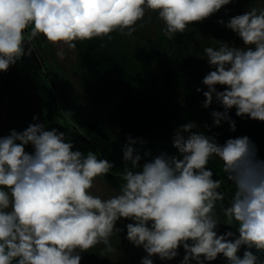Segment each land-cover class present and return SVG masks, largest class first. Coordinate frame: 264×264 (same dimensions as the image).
I'll return each mask as SVG.
<instances>
[{
	"label": "clouds",
	"instance_id": "1",
	"mask_svg": "<svg viewBox=\"0 0 264 264\" xmlns=\"http://www.w3.org/2000/svg\"><path fill=\"white\" fill-rule=\"evenodd\" d=\"M232 2L0 0V72L30 55L28 45L40 36L58 45L63 58L64 47L75 50L76 42L111 41L112 33L131 37L151 11L171 40ZM218 23L244 47L224 42L205 47L202 57L214 70L203 78L207 91H196L203 92L205 109L214 100L224 109L211 112L213 126L227 122L235 131L229 115L233 108L237 117L264 122V7ZM218 85L224 90L218 91ZM196 127L188 122L175 130L172 145L178 156L161 152L143 165L135 146L142 148L145 141L129 136L122 148L123 183L108 198L92 190L98 177L111 173L112 162L92 151L73 150L64 132L41 122L22 132L10 130L0 137V264H81V253L98 245L104 246V255L114 253L111 238L123 231L117 227L121 220L133 221L126 225V239L147 253L141 264H153V257L172 260L181 246V264H205L218 256L228 264H264V162L256 156V145L247 136L219 144L214 135L193 131ZM213 157L223 162L234 186L228 206L222 181L214 180L207 167ZM221 223L235 232L218 234Z\"/></svg>",
	"mask_w": 264,
	"mask_h": 264
},
{
	"label": "trees",
	"instance_id": "2",
	"mask_svg": "<svg viewBox=\"0 0 264 264\" xmlns=\"http://www.w3.org/2000/svg\"><path fill=\"white\" fill-rule=\"evenodd\" d=\"M235 2L238 5L240 4V0H235ZM242 5L240 4L238 8L245 6L251 9L252 7H257V1L243 0ZM234 15L236 14H233L232 17ZM220 20L226 22L222 8L216 14L203 20V23L196 22L193 24L215 27ZM151 23L150 20H146L144 27H138L131 37L112 33L113 38L111 41L105 37L103 39L94 38L76 42V56L72 65L73 75L70 77L64 76V80H66L67 86L74 90V78H78L84 96L81 97L80 93H75V90L70 89L74 94L73 103L83 112V118H88L93 124L92 127L95 128L92 130L91 127H87L84 130L81 127L80 133L83 131L87 137L98 134L96 137V141H98L100 130L104 129L101 121L94 119L89 112L86 113L84 111L83 99L97 105L103 103L114 92L118 94L119 101L110 114V122L121 126L128 137L141 139L152 134L163 135L173 127L178 128L186 124L190 117L189 112L184 111L186 102L189 101L187 96L191 87L189 72L193 71L196 64H198L196 71L198 74L200 68L199 57L196 56L195 50H185L186 47H190L191 40L184 34H177L176 37L169 40L163 34V22L155 21L153 22L154 24ZM149 24L151 25L150 28ZM219 25L221 26L220 23ZM145 28H148V30L146 31ZM147 33H151V36L149 37ZM229 34L230 32L227 31L221 36L220 31L214 38H208L207 40L205 34L203 38L208 42L215 39L220 42L221 37H228ZM139 37L141 41L138 42ZM41 44L51 59L56 61L52 44L46 42V40L42 41ZM203 44V48H218L214 41L211 43L213 46ZM203 61H205L204 57ZM56 67L59 68V64ZM52 78L54 79V76ZM66 92L68 93V90ZM48 100L51 116H54L56 114L52 111V105L54 104L53 106L55 107L56 103L51 102L49 98ZM66 112L69 115L72 114V111L68 108ZM233 115L239 122L248 124L251 120L247 116L237 117L235 108ZM199 118L205 119L201 116ZM56 119L62 124L59 117ZM205 123L208 124L209 122L205 119ZM30 124H26L24 130ZM9 133H5L4 136L9 135ZM116 136L118 135H112L113 138ZM77 137L80 138V135H77ZM73 139L79 144L78 146L81 149H85L83 143L77 141L75 136H73ZM82 141L84 142V140ZM117 141H119L118 137ZM117 141L114 139L107 146L109 151L108 160L114 164V168L105 177H98L115 189H119L123 183L120 176L125 167L123 152L122 150L118 151L116 148L118 145ZM123 142L126 143L125 141ZM159 144L160 142L145 143L142 148L139 144L136 145L138 146L137 148L141 149L139 153L142 156L141 165L146 160L159 155V149L168 148ZM33 150L31 145L26 146L27 152L32 153ZM143 150L150 151L151 156L144 157ZM182 255L184 256L185 252ZM91 257L97 264H112L110 263L112 258H109L108 255L102 257V255L94 253Z\"/></svg>",
	"mask_w": 264,
	"mask_h": 264
},
{
	"label": "rangeland",
	"instance_id": "3",
	"mask_svg": "<svg viewBox=\"0 0 264 264\" xmlns=\"http://www.w3.org/2000/svg\"><path fill=\"white\" fill-rule=\"evenodd\" d=\"M257 1V8L264 7V0H256ZM235 3V4H234ZM243 0H240V4L242 5ZM240 4H236L235 0H233L232 3L229 5H226L222 8L224 18L226 20L225 24L227 23L228 19L232 17L233 14L240 15L243 14L245 11L250 10L248 7H241ZM243 6V5H242ZM157 13L154 12H147L144 18V21L150 20L153 22H162L157 18ZM234 15V16H236ZM203 23V21L201 22ZM163 24V23H162ZM221 26H223L221 28ZM219 23L216 24V26L208 27L201 24H192L188 26V29L185 33H183L187 38L191 40L190 42V48L189 46L186 47V51H196V56L199 57V71L197 74V68L198 64L194 67V70L189 72V76L191 79V87L190 92L188 94V100L186 102V106L184 107L185 112H189L190 117L188 118L187 122H194L197 127L193 129V131H199L204 132L205 135H214L216 137V140L219 144H224L226 140L229 138H237L242 136H247L250 138L251 141H253L256 145V156L258 160L264 162V122L258 121V120H250V122L247 124L245 122H239L237 119H235L233 115V109L229 111V115L232 120L235 121L236 130L231 131L230 125L227 122H222L220 126H213V118L211 116L212 111H223V107L213 101V103L209 106V108L205 109L203 107V102L205 100V97L203 96V92H197V88L203 89V91H207L206 86L203 85L202 81L203 78L212 70H214L207 62V58H205V61H203V43L212 45V41L215 42V45L219 47L220 43L224 42L229 44L233 47H244L243 41L230 29L224 27V25ZM151 25L149 24V28ZM224 28V29H223ZM145 30L147 31L148 28ZM221 31V36H223V33H226L227 31L230 32L228 37H221L220 42H218L216 39L212 40L211 42H208V38H214L215 35H218ZM182 34V35H183ZM206 35L207 40H204V36ZM147 35L150 37L151 33H147ZM138 37V35H137ZM216 38V37H215ZM35 41V40H34ZM32 41V42H34ZM37 44H33V47L31 48L32 53L35 55L36 59L40 60L43 64V68L45 72L47 71V67L44 65V61L40 56V53H43L44 58L49 63L48 68L54 75L55 81L51 82V85L53 87V90H51L49 99L51 102L56 103L55 107L52 105V111H54V117L60 118L62 121L63 126L66 128V130L70 133V135L73 137L75 136L77 141H80L83 143L85 149L80 148V151L82 153L87 154L88 151H92L99 154V157L101 159H107L108 160V154L109 151L107 149L108 144L116 139L117 137L119 139L117 150L121 151L124 142L127 143L128 135L126 134L125 130L117 125L112 124L110 122V114L112 110L116 107L119 96L116 92L112 93L109 98H106L103 103L94 105L89 102V100L84 101L83 99V107L84 111L89 114H91L94 119L101 121L104 125V129L99 133V140L96 141V137L92 135L90 137L86 136V133L82 131L80 133L81 127L83 129L87 127H91L92 130L93 124L89 121L88 118H83V112L77 108V106L73 103L74 102V94L73 91L75 90V93H80V96L83 97L84 93L81 91V86L79 84L78 78H74V84L73 88H69L67 86L66 80H64V76H72V65L75 60L76 56V50H68L65 46L63 49V58H61L58 55V52L60 51V48L58 45H53V51H54V67H52V59L50 55L45 51L44 46L41 44L42 41H45V38L43 36H40L37 38ZM141 41V38H138V42ZM144 45V44H141ZM213 46V45H212ZM194 48V49H193ZM190 49V50H189ZM56 62V64H55ZM59 64V68L56 67V65ZM49 71V72H50ZM71 82V81H70ZM73 90V91H70ZM68 90V93L66 92ZM218 91H223L222 86H217ZM48 95V94H47ZM39 97L35 93L34 86L32 85V82L27 79L25 76L19 75V73L16 72L15 69L9 68L7 72H0V137H3L5 133L10 132V130L15 129L18 132H22L25 128L26 124H32L36 122H41L45 124L44 118L42 117V109L39 102ZM190 103V104H189ZM70 109L72 111V114L69 115L66 110ZM69 115V116H68ZM36 116L38 120L34 121L33 117ZM203 117L209 122L207 125L209 128H205V119L199 118ZM79 125V126H77ZM47 127V126H46ZM103 128V127H102ZM48 130H51L49 127H47ZM84 129V130H85ZM109 129V130H108ZM177 128L173 127L170 129L167 133L160 135V134H152L150 136L142 137L141 139L145 141V143H156L160 142V146L164 145L168 148L166 149H159L158 154L161 152L167 153L168 155H179L178 150L175 149L172 145V139L175 133V130ZM110 133V134H109ZM77 135H80V138L77 137ZM115 135H118L116 137H112ZM84 140V142L82 140ZM123 141H122V140ZM86 141V142H85ZM90 142V144H88ZM138 145V144H137ZM94 147V148H93ZM138 147V146H135ZM73 150H76L75 148ZM145 151V150H143ZM210 170L213 171V179L214 180H221L222 186L221 191L225 193V206L227 205V200L234 191V186L232 185V182L227 179L226 174L223 171V162L219 160L217 157H213L212 160L209 162L207 166ZM119 189H115L113 186H110L109 184L105 183L102 179L97 178L95 181V186L93 188V194L99 195L102 198H108L110 196L115 195L118 192ZM217 212L219 214V218L221 222H223L224 217L223 214L220 212L219 206H217ZM133 221L130 220H121L117 222V227L122 228L123 231L120 232L118 235H114L111 238V243L113 247L117 249L116 252L107 254L109 258L111 257L112 260L110 263L112 264H141L142 258L147 255V253L144 251L142 247H136L132 243H130L126 239L127 230L126 225L128 223H132ZM231 229L233 232H235L234 227L227 226L223 223H221L218 226V234H224L226 231ZM238 235V233H237ZM104 246L98 245L95 248L90 249L88 252L81 253V264H97L92 259V254H99L104 255L103 252ZM245 251V248H241L238 255L241 257L243 256V252ZM179 255L175 257L172 260H160L158 257H153V264H181V261L183 259L184 249L181 246L178 249ZM253 252L255 253V250L253 249ZM217 261V262H216ZM114 262V263H113ZM221 262V263H220ZM209 264H228L227 260L223 256H218L216 260L211 262H205ZM191 264H196L195 261H192Z\"/></svg>",
	"mask_w": 264,
	"mask_h": 264
},
{
	"label": "flooded vegetation",
	"instance_id": "4",
	"mask_svg": "<svg viewBox=\"0 0 264 264\" xmlns=\"http://www.w3.org/2000/svg\"><path fill=\"white\" fill-rule=\"evenodd\" d=\"M36 40L34 42H31V44H29L30 47H33V44H37ZM40 56L43 59L44 65L45 67H47L48 72H45L42 62L36 59L32 51L30 55H26L22 57V59L18 61L15 65L11 66V68L15 69L16 72L19 73V75L25 76L27 79H29L32 82V85L34 86V89H36L37 82H39L40 85H43V88L45 89L48 96H50L51 90H53L51 82L55 81L52 78L54 75L49 70L50 68V66L48 65L49 63L44 58L42 52L40 53ZM51 66L52 67L55 66L54 61H52Z\"/></svg>",
	"mask_w": 264,
	"mask_h": 264
},
{
	"label": "water",
	"instance_id": "5",
	"mask_svg": "<svg viewBox=\"0 0 264 264\" xmlns=\"http://www.w3.org/2000/svg\"><path fill=\"white\" fill-rule=\"evenodd\" d=\"M35 93L38 95L40 100L39 102L41 105L42 117L44 118L45 125L50 129L55 128L60 132H64L66 137L73 143L74 148L80 151V147L78 146L79 144L73 139L66 128L61 123H59L57 119L51 116L48 95L43 88V85H40L39 82H37Z\"/></svg>",
	"mask_w": 264,
	"mask_h": 264
},
{
	"label": "built area",
	"instance_id": "6",
	"mask_svg": "<svg viewBox=\"0 0 264 264\" xmlns=\"http://www.w3.org/2000/svg\"><path fill=\"white\" fill-rule=\"evenodd\" d=\"M261 259H264V256H261Z\"/></svg>",
	"mask_w": 264,
	"mask_h": 264
},
{
	"label": "crops",
	"instance_id": "7",
	"mask_svg": "<svg viewBox=\"0 0 264 264\" xmlns=\"http://www.w3.org/2000/svg\"><path fill=\"white\" fill-rule=\"evenodd\" d=\"M228 231H232L231 229H229Z\"/></svg>",
	"mask_w": 264,
	"mask_h": 264
}]
</instances>
